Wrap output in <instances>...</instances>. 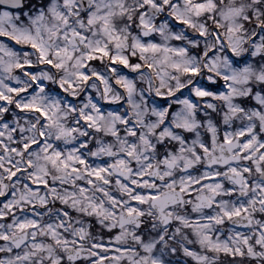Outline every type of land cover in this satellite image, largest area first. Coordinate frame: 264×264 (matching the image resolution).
<instances>
[{
  "label": "clouds",
  "instance_id": "obj_1",
  "mask_svg": "<svg viewBox=\"0 0 264 264\" xmlns=\"http://www.w3.org/2000/svg\"><path fill=\"white\" fill-rule=\"evenodd\" d=\"M0 264H264V0H0Z\"/></svg>",
  "mask_w": 264,
  "mask_h": 264
}]
</instances>
